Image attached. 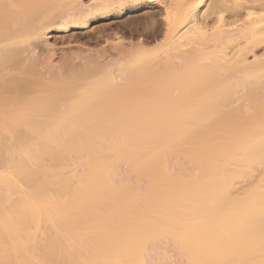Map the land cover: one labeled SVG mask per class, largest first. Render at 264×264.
Returning <instances> with one entry per match:
<instances>
[{
  "label": "bare ground",
  "instance_id": "obj_1",
  "mask_svg": "<svg viewBox=\"0 0 264 264\" xmlns=\"http://www.w3.org/2000/svg\"><path fill=\"white\" fill-rule=\"evenodd\" d=\"M0 264H264V0H0Z\"/></svg>",
  "mask_w": 264,
  "mask_h": 264
},
{
  "label": "rangeland",
  "instance_id": "obj_2",
  "mask_svg": "<svg viewBox=\"0 0 264 264\" xmlns=\"http://www.w3.org/2000/svg\"><path fill=\"white\" fill-rule=\"evenodd\" d=\"M145 9H146V11H145ZM143 11H141V14H142V16L140 17L142 20H144V22H146L147 24L146 25H149V24H151V22H150V20L147 18L148 16L147 15H144V14H147L146 12H148L149 10H151L150 8L147 10V8H145ZM144 12V13H143ZM134 15L135 14H133V13H128V14H126L124 17L128 20V21H132L133 22V20L135 19L134 18ZM160 16V15H159ZM158 16V17H159ZM129 18V19H128ZM139 18V19H140ZM96 25V24H95Z\"/></svg>",
  "mask_w": 264,
  "mask_h": 264
}]
</instances>
